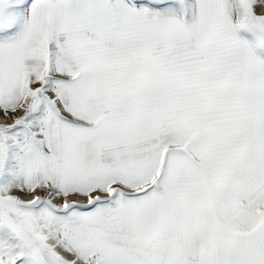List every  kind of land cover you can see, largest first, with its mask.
<instances>
[{
	"label": "snow or ice",
	"instance_id": "snow-or-ice-1",
	"mask_svg": "<svg viewBox=\"0 0 264 264\" xmlns=\"http://www.w3.org/2000/svg\"><path fill=\"white\" fill-rule=\"evenodd\" d=\"M0 264H264V0H0Z\"/></svg>",
	"mask_w": 264,
	"mask_h": 264
}]
</instances>
